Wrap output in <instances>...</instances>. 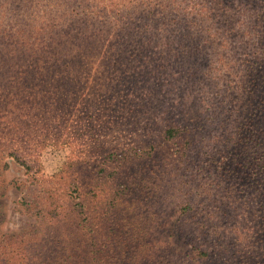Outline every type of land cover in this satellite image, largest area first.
<instances>
[{
  "label": "rangeland",
  "instance_id": "rangeland-1",
  "mask_svg": "<svg viewBox=\"0 0 264 264\" xmlns=\"http://www.w3.org/2000/svg\"><path fill=\"white\" fill-rule=\"evenodd\" d=\"M182 1L0 0V52L8 37L20 47L31 27L57 24L81 3V32L96 34L94 41L102 32L158 39L156 52L139 51L140 75L135 58L143 46L122 47L112 37L84 64L0 57V264H193L191 245L178 235L184 208L215 210L213 201L240 192L229 165L243 167L255 154L245 144L247 120L202 175L182 163L177 142L161 137L170 108L158 109L175 105L185 84L198 98L191 108L205 106L203 88L201 97L193 94L196 79H206L224 50L206 44L177 52L165 44L166 11L178 15ZM65 2L70 9L56 5ZM244 25L230 23L241 33L250 29ZM158 81L173 86L169 97L153 89ZM195 141L208 142L207 133L200 129Z\"/></svg>",
  "mask_w": 264,
  "mask_h": 264
},
{
  "label": "trees",
  "instance_id": "trees-1",
  "mask_svg": "<svg viewBox=\"0 0 264 264\" xmlns=\"http://www.w3.org/2000/svg\"><path fill=\"white\" fill-rule=\"evenodd\" d=\"M56 5L64 9L72 6L67 2ZM177 5L178 15L172 16L167 11L165 14L172 31L164 34L165 44L176 46L172 48L177 52L186 46L202 47L206 44L224 50L216 55V62L206 71V79H196L197 88L193 94L201 95L199 88L202 87L205 106L191 108L198 98L190 95L192 88L185 84L175 105L158 109L170 108L165 122L155 121L157 125L165 123L161 132L163 141L177 142L182 163L202 175L229 150L231 137L239 139V130L242 128L244 132L241 123L247 120L245 144L247 151L253 149L255 154L254 159L246 158V164L242 160L243 167L229 165L230 181H236L241 191L222 195L213 201L220 205L215 210L202 206L185 207L184 222H179L178 235L181 241L183 238L191 245L193 264H264V0H183ZM86 7L81 3L80 10L71 15L73 17L62 16L57 24L45 28L31 27L23 36L20 47L12 36L8 37L4 40L6 52L1 51L0 57L5 60L20 58L37 65L51 58L69 65L84 64L88 62L86 58L94 55L95 47L112 37L122 47L132 45L137 48L134 45L137 42L143 46L137 48L135 58L140 75V61L145 58L139 51L146 55L152 54L145 52L146 49L156 52L153 44L158 40L155 39L157 36L151 39L150 36L131 33L118 36L102 32L94 41L96 34L82 33L80 28ZM99 9L97 3H93L92 13L96 14ZM145 21L151 23L152 19ZM241 21L250 29L243 33L231 29L230 23L234 25ZM214 25L218 27L215 31ZM164 51L165 48L160 53ZM198 51L196 49L194 53ZM179 75H183L181 70ZM162 83L158 81V85L152 87L159 94L163 92L161 97H169L168 90H173V86L170 89L168 83L165 87L161 86ZM200 129L208 135V142L201 145L195 141ZM156 147L155 143L147 146L153 151L157 150ZM159 152L162 153L161 148H158L157 155ZM220 169L217 167L216 174L221 172ZM199 198L202 202L209 200L205 192L200 193ZM226 219L232 222H222Z\"/></svg>",
  "mask_w": 264,
  "mask_h": 264
}]
</instances>
